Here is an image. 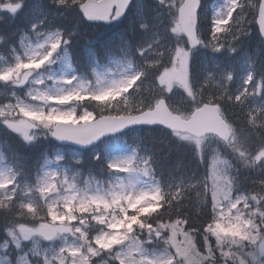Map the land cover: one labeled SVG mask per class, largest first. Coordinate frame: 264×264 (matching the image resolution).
<instances>
[{
	"label": "clouds",
	"instance_id": "1",
	"mask_svg": "<svg viewBox=\"0 0 264 264\" xmlns=\"http://www.w3.org/2000/svg\"><path fill=\"white\" fill-rule=\"evenodd\" d=\"M0 264H264V0H0Z\"/></svg>",
	"mask_w": 264,
	"mask_h": 264
}]
</instances>
